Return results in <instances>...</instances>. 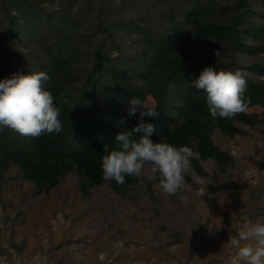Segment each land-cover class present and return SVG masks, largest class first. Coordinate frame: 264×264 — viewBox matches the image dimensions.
Returning <instances> with one entry per match:
<instances>
[{
  "label": "rangeland",
  "instance_id": "rangeland-1",
  "mask_svg": "<svg viewBox=\"0 0 264 264\" xmlns=\"http://www.w3.org/2000/svg\"><path fill=\"white\" fill-rule=\"evenodd\" d=\"M194 1L198 0H113L117 8L113 16L128 23L137 21L153 34L161 32V23L171 34L176 27L172 37L178 38L188 31L182 17ZM248 1L236 47L231 49V42H222L219 57L192 61L187 55L185 61L200 69L243 70L247 80L264 88V0ZM58 8L57 4L48 7L47 13ZM83 16L88 21L85 28L97 26L95 11H85ZM219 18L222 21L225 16ZM124 31L105 50V90L96 91V103L85 101L93 106L102 125L113 118L100 122L101 116L120 108L116 82L122 78L144 86L139 75L145 63L144 37L140 33L126 37ZM93 33H84L81 50L85 57L72 65L65 82L75 98L82 83L76 79H83L99 38L94 40ZM25 34L24 29L15 34L21 40L15 46L19 54L14 55L11 71L4 60L6 48L0 46V80L16 74L47 73L41 46L49 47L53 39L43 45ZM176 89L173 85L164 116L168 127L176 121L180 106ZM144 103L149 108L155 104L150 96ZM244 114L255 116L253 125L235 122L237 134L225 136L213 128L210 135V141L229 160L221 164L200 160L202 173L192 168L175 195L164 194L158 186L159 175L150 179L147 167L140 176L131 177V183L119 193L109 181L87 186L75 169L38 192L32 182L23 179L19 167L10 165L0 175V264H237L230 239L244 222L264 220V105H251Z\"/></svg>",
  "mask_w": 264,
  "mask_h": 264
},
{
  "label": "trees",
  "instance_id": "trees-1",
  "mask_svg": "<svg viewBox=\"0 0 264 264\" xmlns=\"http://www.w3.org/2000/svg\"><path fill=\"white\" fill-rule=\"evenodd\" d=\"M55 4L59 8L47 13V8ZM249 4L248 0H224L222 3L220 0L194 1L187 6L182 17L188 31L174 38L172 34L176 27H173L171 34L161 23V32L153 34L137 21L128 23L123 17L113 16L117 10L113 0H0V46L6 48V69L11 71L15 68L14 59L17 56L14 55L19 54L15 46L21 40L15 38L18 31L24 29L26 36L33 35L30 40L35 39L43 45L48 38H52L49 47L41 46L45 69L50 77L45 82V90L51 91L58 101L60 94L64 93L70 102L62 106L60 119L64 127L60 134L30 138L9 129L0 132V175L10 165H15L20 168L23 179L32 182L39 192L55 185L64 172L75 169L85 179L87 186H99L105 181L101 168L102 156L118 147L115 137L119 132L130 130L140 122L139 113L128 116L129 100L139 97L145 101L147 96L154 100L153 108L158 112L157 117L144 118L145 123L155 127L150 137L153 142H164L166 139L172 145L191 147L199 157L192 160V168L197 173H202L200 160L212 159L218 164L229 160L210 141L213 128L225 136H233L238 133L235 122L253 125L255 116L243 113L234 119L213 118L204 94L193 85L203 69L186 62L185 57L190 55L195 61L196 57L216 56L214 52L222 42H231V49L236 47L238 27L244 22ZM90 10L95 11L98 24L85 28L88 21L83 20V13ZM221 15L225 16L222 21L219 20ZM122 30H125L126 37L135 33L144 37L145 63L139 73L144 86L133 85L122 78L116 82L120 87L116 92L120 108L101 116L100 122L113 118L110 123L106 121L102 125L97 122L93 106L85 105V101L90 99L96 103V91L100 94L105 90L103 80L108 62L105 50ZM89 32H95L91 35L94 40L99 38L83 79H76L82 83L75 98L67 91L65 82L72 65L80 64L85 57L81 42ZM246 81V96L251 99L249 106L264 105V88ZM173 85L177 88L180 106L177 107L176 121L172 127H168L164 116L170 108ZM122 118L126 120L124 125L119 123ZM112 132L115 134L112 135ZM143 135V132H137L133 138L139 140ZM125 179L126 183L119 186L115 181L108 184L115 193H119L131 183V177Z\"/></svg>",
  "mask_w": 264,
  "mask_h": 264
},
{
  "label": "clouds",
  "instance_id": "clouds-1",
  "mask_svg": "<svg viewBox=\"0 0 264 264\" xmlns=\"http://www.w3.org/2000/svg\"><path fill=\"white\" fill-rule=\"evenodd\" d=\"M214 55L219 57L220 51ZM246 76L243 70L217 71L209 66L193 85L204 94L213 118L234 119L245 113L251 103L246 96ZM49 79L46 72L38 71L0 80V132L9 129L23 137L39 138L63 131L62 106L70 102L64 93L58 101L51 91L45 90L44 82ZM128 103V116L139 113L140 122L119 132L115 137L118 147L102 156L103 179L119 186L126 183V177H138L147 167L152 174L150 179L159 175L158 186L164 194H177L185 183V174L192 170V160L198 158L197 153L187 145L153 142L150 137L155 127L145 123L144 118L157 117V110L147 107L139 97ZM119 123L124 125L126 120L122 118ZM137 132L144 133L139 140L133 138ZM229 243L235 250L237 264H264V220L244 222Z\"/></svg>",
  "mask_w": 264,
  "mask_h": 264
}]
</instances>
